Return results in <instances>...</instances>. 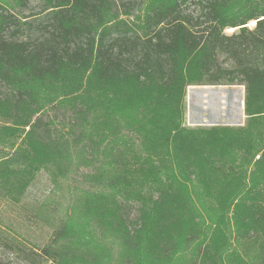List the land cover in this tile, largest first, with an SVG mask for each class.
Listing matches in <instances>:
<instances>
[{
  "label": "trees",
  "instance_id": "1",
  "mask_svg": "<svg viewBox=\"0 0 264 264\" xmlns=\"http://www.w3.org/2000/svg\"><path fill=\"white\" fill-rule=\"evenodd\" d=\"M191 86L244 126L184 127ZM0 118V196L62 207L28 264H264V0H0Z\"/></svg>",
  "mask_w": 264,
  "mask_h": 264
},
{
  "label": "rangeland",
  "instance_id": "2",
  "mask_svg": "<svg viewBox=\"0 0 264 264\" xmlns=\"http://www.w3.org/2000/svg\"><path fill=\"white\" fill-rule=\"evenodd\" d=\"M39 10L40 3L32 1L28 12ZM189 11L194 15L199 14V8L194 4L189 5ZM254 27L255 22L248 25L249 29ZM233 32L234 29H229L225 33L231 35ZM244 99L243 86L188 87L183 125L190 129L244 126ZM4 125L0 118V159L12 153L22 137L21 130L7 135L3 131ZM135 141L139 143L138 139ZM56 191L48 174L41 171L21 202L15 203L0 196V264H28L23 251L36 250L50 242L53 226L57 225L62 214V207L58 208L55 203L58 199L53 197ZM47 198L55 207L39 209L41 202Z\"/></svg>",
  "mask_w": 264,
  "mask_h": 264
},
{
  "label": "crops",
  "instance_id": "3",
  "mask_svg": "<svg viewBox=\"0 0 264 264\" xmlns=\"http://www.w3.org/2000/svg\"><path fill=\"white\" fill-rule=\"evenodd\" d=\"M226 116V115H225ZM228 126H230V125H228ZM232 126V125H231Z\"/></svg>",
  "mask_w": 264,
  "mask_h": 264
}]
</instances>
